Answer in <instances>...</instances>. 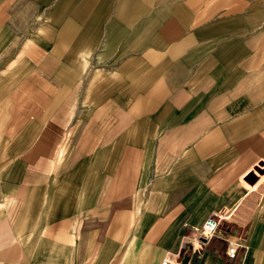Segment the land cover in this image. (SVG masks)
Here are the masks:
<instances>
[{"label":"crops","instance_id":"1","mask_svg":"<svg viewBox=\"0 0 264 264\" xmlns=\"http://www.w3.org/2000/svg\"><path fill=\"white\" fill-rule=\"evenodd\" d=\"M174 254L264 264V0H0V264Z\"/></svg>","mask_w":264,"mask_h":264},{"label":"built area","instance_id":"2","mask_svg":"<svg viewBox=\"0 0 264 264\" xmlns=\"http://www.w3.org/2000/svg\"><path fill=\"white\" fill-rule=\"evenodd\" d=\"M226 218V216L220 211H214L202 224L201 227L196 228V231L199 232V238L202 239H209L216 235L217 231L219 230L222 221ZM212 225H215L213 228ZM207 233V235H205ZM240 246L236 242L229 241L228 242V249L227 254L230 258H235ZM231 253V254H230ZM179 254L174 255H167L163 258L160 264H182Z\"/></svg>","mask_w":264,"mask_h":264},{"label":"rangeland","instance_id":"3","mask_svg":"<svg viewBox=\"0 0 264 264\" xmlns=\"http://www.w3.org/2000/svg\"><path fill=\"white\" fill-rule=\"evenodd\" d=\"M61 153V150H59V148L57 149V155H59ZM256 174H257V172H256ZM223 227H224V224L222 225ZM225 227H227V225H226V223H225ZM215 236H213V237H211V238H209V239H207V240H205V239H200V242H201V244H204L203 242H208L210 239H212V238H214Z\"/></svg>","mask_w":264,"mask_h":264},{"label":"snow or ice","instance_id":"4","mask_svg":"<svg viewBox=\"0 0 264 264\" xmlns=\"http://www.w3.org/2000/svg\"><path fill=\"white\" fill-rule=\"evenodd\" d=\"M212 227L214 228V227H215V225H212Z\"/></svg>","mask_w":264,"mask_h":264},{"label":"clouds","instance_id":"5","mask_svg":"<svg viewBox=\"0 0 264 264\" xmlns=\"http://www.w3.org/2000/svg\"><path fill=\"white\" fill-rule=\"evenodd\" d=\"M205 235H207V233H205ZM231 254V253H230Z\"/></svg>","mask_w":264,"mask_h":264}]
</instances>
